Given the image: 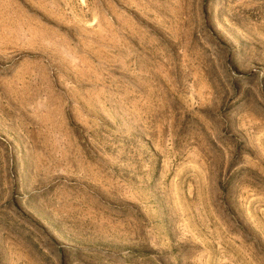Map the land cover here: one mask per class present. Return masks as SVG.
<instances>
[{
	"label": "rangeland",
	"instance_id": "rangeland-1",
	"mask_svg": "<svg viewBox=\"0 0 264 264\" xmlns=\"http://www.w3.org/2000/svg\"><path fill=\"white\" fill-rule=\"evenodd\" d=\"M0 264H264V0H0Z\"/></svg>",
	"mask_w": 264,
	"mask_h": 264
}]
</instances>
